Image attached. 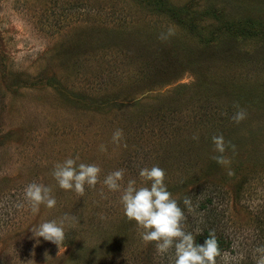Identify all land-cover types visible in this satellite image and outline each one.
<instances>
[{"label":"rangeland","instance_id":"1","mask_svg":"<svg viewBox=\"0 0 264 264\" xmlns=\"http://www.w3.org/2000/svg\"><path fill=\"white\" fill-rule=\"evenodd\" d=\"M170 27L175 34L159 40ZM234 104L247 112L239 124ZM221 134L236 146L227 166L211 158ZM77 156L101 168L83 196L52 176ZM152 166L165 171L196 243L207 231L228 242L217 264H255L264 245V0H0V264H174V247L160 255L145 244L120 193L102 183L125 169L123 185L147 186L139 170ZM33 181L51 187L54 208L32 212L23 190ZM65 215L75 219L60 249L32 238L33 227Z\"/></svg>","mask_w":264,"mask_h":264},{"label":"clouds","instance_id":"2","mask_svg":"<svg viewBox=\"0 0 264 264\" xmlns=\"http://www.w3.org/2000/svg\"><path fill=\"white\" fill-rule=\"evenodd\" d=\"M174 34V30L170 27L167 32L160 33L158 39L166 41ZM233 107L236 111L231 119L239 124L247 118V112L239 104H234ZM123 135L122 129H116L112 134V142L119 146ZM192 139L198 140L199 137L194 134ZM212 143L213 151L217 154L211 158L221 166L229 165L231 161L224 153L227 147H231L235 153L236 146L231 142L226 144L222 134L213 135ZM100 150L105 151V146L100 145ZM77 160L79 156L75 159L69 157L57 163L52 176L62 190L74 191L83 196L85 186L95 188L99 182L101 168L96 164L79 163L77 165ZM229 174L231 175V171ZM124 176L125 169H118L108 173L102 183L109 191L120 193L119 200L123 213L129 220L135 221L139 229H142L140 235L145 244L154 242L156 252L160 255L168 253L174 247V264H217L216 258L220 255V251L216 238L209 236L203 245H198L193 233L185 231L184 221L187 218L184 210L168 190L165 184V171L162 168L152 166L139 170V177L146 182L147 186L137 187L136 179H129L125 186L121 183ZM23 192L24 200L33 213H37L42 204L51 209L57 203L51 194V187L42 183L33 181L24 188ZM183 203L191 212V200L185 198ZM101 218H104L103 215ZM74 219V216L65 215L59 220L44 221L31 229L32 238L36 239L37 243L40 238H43L60 249L65 239V225L69 220ZM253 258L255 264H264V245L254 249Z\"/></svg>","mask_w":264,"mask_h":264},{"label":"trees","instance_id":"3","mask_svg":"<svg viewBox=\"0 0 264 264\" xmlns=\"http://www.w3.org/2000/svg\"><path fill=\"white\" fill-rule=\"evenodd\" d=\"M209 236H214L216 238L220 252L224 251V249L228 247L229 244L225 238L219 237L218 234L214 235V233L211 231H207L205 233L206 240L209 238Z\"/></svg>","mask_w":264,"mask_h":264}]
</instances>
